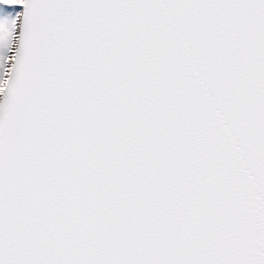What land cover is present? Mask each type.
I'll list each match as a JSON object with an SVG mask.
<instances>
[{
  "label": "snow or ice",
  "instance_id": "6c2138e0",
  "mask_svg": "<svg viewBox=\"0 0 264 264\" xmlns=\"http://www.w3.org/2000/svg\"><path fill=\"white\" fill-rule=\"evenodd\" d=\"M0 264H264V0H0Z\"/></svg>",
  "mask_w": 264,
  "mask_h": 264
}]
</instances>
